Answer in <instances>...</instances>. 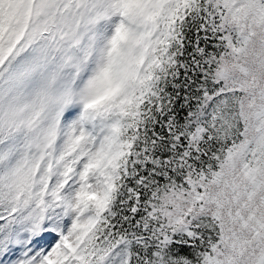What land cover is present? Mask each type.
Wrapping results in <instances>:
<instances>
[{
    "label": "snow or ice",
    "instance_id": "1",
    "mask_svg": "<svg viewBox=\"0 0 264 264\" xmlns=\"http://www.w3.org/2000/svg\"><path fill=\"white\" fill-rule=\"evenodd\" d=\"M0 264H264V0H0Z\"/></svg>",
    "mask_w": 264,
    "mask_h": 264
}]
</instances>
